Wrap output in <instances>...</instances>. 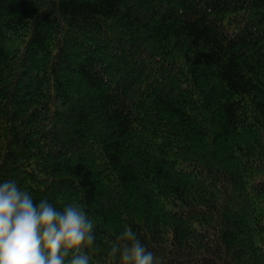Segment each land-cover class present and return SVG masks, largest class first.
I'll return each instance as SVG.
<instances>
[{
  "label": "trees",
  "instance_id": "obj_1",
  "mask_svg": "<svg viewBox=\"0 0 264 264\" xmlns=\"http://www.w3.org/2000/svg\"><path fill=\"white\" fill-rule=\"evenodd\" d=\"M77 203L92 264H264V0H0V183Z\"/></svg>",
  "mask_w": 264,
  "mask_h": 264
},
{
  "label": "clouds",
  "instance_id": "obj_2",
  "mask_svg": "<svg viewBox=\"0 0 264 264\" xmlns=\"http://www.w3.org/2000/svg\"><path fill=\"white\" fill-rule=\"evenodd\" d=\"M97 252L96 224L79 204L37 203L15 180L0 183V264H92ZM117 254L120 264H160L131 228L112 244Z\"/></svg>",
  "mask_w": 264,
  "mask_h": 264
}]
</instances>
